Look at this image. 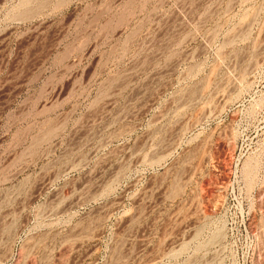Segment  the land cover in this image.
<instances>
[{
    "label": "rangeland",
    "instance_id": "374dc122",
    "mask_svg": "<svg viewBox=\"0 0 264 264\" xmlns=\"http://www.w3.org/2000/svg\"><path fill=\"white\" fill-rule=\"evenodd\" d=\"M0 264H264V0H0Z\"/></svg>",
    "mask_w": 264,
    "mask_h": 264
}]
</instances>
